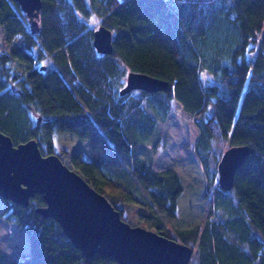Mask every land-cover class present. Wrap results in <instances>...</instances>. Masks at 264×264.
I'll return each mask as SVG.
<instances>
[{
	"label": "trees",
	"instance_id": "obj_1",
	"mask_svg": "<svg viewBox=\"0 0 264 264\" xmlns=\"http://www.w3.org/2000/svg\"><path fill=\"white\" fill-rule=\"evenodd\" d=\"M42 2L40 31L33 33L20 5L0 0V31L13 44L0 49L1 131L15 145L35 139L43 154L62 160L68 149L53 134L87 140L90 157L73 151L71 168L107 198L110 183L122 186L123 219L130 220L129 206L136 205L143 225L194 249L190 264H264V0ZM100 25L113 31L112 54L94 46ZM130 71L170 86L121 94ZM204 72L213 84L203 83ZM175 101L196 118L194 152L209 199L213 189L206 223L190 227L170 222L183 191L179 173L156 171L141 155L157 144ZM227 144L254 149L231 191L217 182ZM44 205L42 194L28 207L7 201V219L31 241L30 254L10 264H118L86 257L55 219L36 211Z\"/></svg>",
	"mask_w": 264,
	"mask_h": 264
},
{
	"label": "water",
	"instance_id": "obj_2",
	"mask_svg": "<svg viewBox=\"0 0 264 264\" xmlns=\"http://www.w3.org/2000/svg\"><path fill=\"white\" fill-rule=\"evenodd\" d=\"M25 13L33 33L40 31L42 0H15ZM94 46L101 54L114 51L113 31L100 25L94 31ZM169 81L147 73L130 71L121 94L133 90L157 93L168 90ZM41 119V118H40ZM254 149L248 144L224 151L218 163V183L231 191L237 170ZM36 194L46 205L36 211L55 219L72 244L86 257L101 255L118 264H190L194 249L155 230L135 226L58 154H43L37 140L15 145L0 129V196L26 207Z\"/></svg>",
	"mask_w": 264,
	"mask_h": 264
},
{
	"label": "rangeland",
	"instance_id": "obj_3",
	"mask_svg": "<svg viewBox=\"0 0 264 264\" xmlns=\"http://www.w3.org/2000/svg\"><path fill=\"white\" fill-rule=\"evenodd\" d=\"M17 41L21 40L18 39ZM12 45L5 40L4 33L0 31V49L8 50ZM248 59L252 61V52L249 53ZM14 66L17 70L18 64H14ZM201 79L206 85L215 82L207 72L201 74ZM195 120V117L186 113L182 105L175 101L173 111L161 131L157 144L153 142L155 147L151 142L148 147L141 150V155L152 162L154 170L174 169L182 179L183 191L177 202L178 217L170 221L171 225L174 224L179 227H190L197 223L205 224L213 197V189L210 192L212 195L210 199L205 195L208 180L194 152L195 143L199 137ZM53 139L59 148L68 149L67 154L63 153L62 150L59 152L64 154L63 161L70 167H73V164L69 156L73 151L84 149L85 156L90 157L88 142L85 139L68 133H55ZM228 148L229 145L227 144L224 151ZM218 178L217 173V182ZM107 192L108 199L116 208H119L123 204L122 193H125V190L122 186H115L110 183ZM6 206L7 201L0 196V264H10L11 260L22 258L30 254L31 251V241L27 230L7 219ZM135 206L134 204L129 206L131 212L129 223L151 229L148 225H143V219L134 213ZM211 220L218 221V218L213 215Z\"/></svg>",
	"mask_w": 264,
	"mask_h": 264
}]
</instances>
